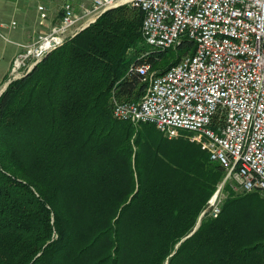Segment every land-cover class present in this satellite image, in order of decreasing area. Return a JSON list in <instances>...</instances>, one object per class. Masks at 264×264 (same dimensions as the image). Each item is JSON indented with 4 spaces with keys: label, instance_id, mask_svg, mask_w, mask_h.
<instances>
[{
    "label": "trees",
    "instance_id": "trees-1",
    "mask_svg": "<svg viewBox=\"0 0 264 264\" xmlns=\"http://www.w3.org/2000/svg\"><path fill=\"white\" fill-rule=\"evenodd\" d=\"M142 19L108 9L1 92L0 264H264L263 191L224 183L212 214L219 163L113 116L144 93L138 65L160 73L194 49L148 47Z\"/></svg>",
    "mask_w": 264,
    "mask_h": 264
},
{
    "label": "built area",
    "instance_id": "built-area-1",
    "mask_svg": "<svg viewBox=\"0 0 264 264\" xmlns=\"http://www.w3.org/2000/svg\"><path fill=\"white\" fill-rule=\"evenodd\" d=\"M138 7L148 47H174L179 36H195L192 53L169 75L144 76L139 100L114 99L113 116L153 123L168 137L185 134L224 169L221 186L208 200L220 211L224 183L235 191L264 192V0H62L58 16L25 42H14L7 82L113 7ZM45 25L47 7L36 6ZM12 26L15 23L12 22ZM212 30H228L233 42L212 39Z\"/></svg>",
    "mask_w": 264,
    "mask_h": 264
},
{
    "label": "rangeland",
    "instance_id": "rangeland-1",
    "mask_svg": "<svg viewBox=\"0 0 264 264\" xmlns=\"http://www.w3.org/2000/svg\"><path fill=\"white\" fill-rule=\"evenodd\" d=\"M39 2L46 5L48 13L46 21L51 24L58 16L57 9L62 0H0V75L7 66L8 57L16 49L18 51L14 42H25L30 37H35L39 32L48 30L47 27L39 23L40 18L36 9ZM12 22L15 23V26H12ZM90 24L84 23V28ZM174 50L178 52V50ZM167 53L169 54V51ZM144 65L148 67V74L145 76H150L152 67L148 64ZM218 186H221V183ZM220 191L218 196L223 199L225 195L222 189Z\"/></svg>",
    "mask_w": 264,
    "mask_h": 264
},
{
    "label": "bare ground",
    "instance_id": "bare-ground-1",
    "mask_svg": "<svg viewBox=\"0 0 264 264\" xmlns=\"http://www.w3.org/2000/svg\"><path fill=\"white\" fill-rule=\"evenodd\" d=\"M183 37H186L189 41L193 42V44L195 45V36H179V38L174 40V45H176L177 42H179V40ZM212 39L223 42H233V33H230L228 30H212ZM263 44H264V37H263ZM170 47L172 46L162 45V47H151V48L165 50V49H169ZM181 59H185V56H183ZM181 59L177 63L166 68L164 71L158 73V75L171 74V70H174V65H181ZM144 71L145 68H143V72ZM150 76H152V74Z\"/></svg>",
    "mask_w": 264,
    "mask_h": 264
},
{
    "label": "crops",
    "instance_id": "crops-1",
    "mask_svg": "<svg viewBox=\"0 0 264 264\" xmlns=\"http://www.w3.org/2000/svg\"><path fill=\"white\" fill-rule=\"evenodd\" d=\"M50 24L49 21H47L45 23V27H47L46 25ZM32 37L29 38V40L31 39ZM17 52V49L15 51L12 52V54L8 57V60H7V66L4 70V72L0 75V91L2 90V88L5 86L6 82H7V75H8V70H9V67H10V63H11V60L13 58V56L15 55V53Z\"/></svg>",
    "mask_w": 264,
    "mask_h": 264
},
{
    "label": "water",
    "instance_id": "water-1",
    "mask_svg": "<svg viewBox=\"0 0 264 264\" xmlns=\"http://www.w3.org/2000/svg\"><path fill=\"white\" fill-rule=\"evenodd\" d=\"M107 11V10H106ZM37 63V62H36ZM36 63H34L32 66H31V68L28 70V72L36 65ZM20 77H22V76H20ZM19 77V78H20ZM9 82H6V84H5V86L2 88V90L0 91V94H1V92L6 88V86H7V84H8ZM199 225V221H198V223H197V225H196V227H195V229L197 228V226Z\"/></svg>",
    "mask_w": 264,
    "mask_h": 264
}]
</instances>
